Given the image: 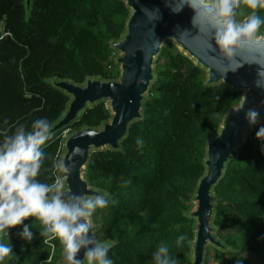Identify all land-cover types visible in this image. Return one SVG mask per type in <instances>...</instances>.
<instances>
[{
  "label": "trees",
  "instance_id": "trees-1",
  "mask_svg": "<svg viewBox=\"0 0 264 264\" xmlns=\"http://www.w3.org/2000/svg\"><path fill=\"white\" fill-rule=\"evenodd\" d=\"M250 11L241 5L236 18ZM129 13L124 0H30L28 8L25 0H0V133L10 135L17 124L28 129L40 117L52 125L62 116L70 97L53 87L52 79L75 84L116 79L119 68L110 41L125 33ZM256 14L264 17V9ZM259 31L264 33V25ZM153 73L141 118L129 123L117 149L93 150L83 172L92 188L115 200L90 217L97 240L113 245L108 252L113 264H154L152 252L160 243L169 246L176 264L191 261L195 220L188 212L205 172L206 140L242 96L222 83L205 84V70L167 43L155 56ZM110 117L105 100H99L53 134L42 146L46 156L37 179L51 183L57 177L52 165L62 153L63 129L99 128ZM258 125L235 147L211 188V225L228 247L212 248L215 264H234L226 254L239 256L243 264L249 263L245 253L264 259V154L254 137ZM24 222L31 223L34 239H19L20 225L15 226L7 242L16 260L5 257L2 264L60 263L59 241L39 236L42 225L35 218ZM181 233L186 239L177 246ZM0 236L5 242L7 236Z\"/></svg>",
  "mask_w": 264,
  "mask_h": 264
},
{
  "label": "water",
  "instance_id": "water-1",
  "mask_svg": "<svg viewBox=\"0 0 264 264\" xmlns=\"http://www.w3.org/2000/svg\"><path fill=\"white\" fill-rule=\"evenodd\" d=\"M130 13L125 25V33L119 40L110 41V46L121 53L117 58L119 75L116 79L100 80L87 78L84 84H75L66 79H52L50 83L70 96L67 108L62 116L51 126L54 134L68 125L76 115L89 104L105 98L109 101L111 112L109 120L99 128L84 127L67 136L63 143V158L70 168L67 175L60 173L68 192L75 195H88L96 192L83 176L90 150L105 147L117 149L119 140L124 137L127 127L133 120L141 118V105L154 77L152 64L163 42L172 40L186 56L205 70V84L222 83L232 89L242 91L245 97L243 109L233 111L231 106L224 114L218 131L206 140L205 172L197 182L193 199L195 207L188 215L195 220V234L191 241L192 259L188 264H202L204 248L210 243L218 248L224 246L213 234L211 225L213 203L211 188L223 174L225 164L235 156V147L245 138L246 133L255 125H249L244 118V109L255 108L259 113L258 123H264V90L254 86L256 65L244 64L235 72L228 68L235 61H226L206 33L192 27V10L185 6L179 13L170 11V0H124ZM30 0H25L28 8ZM145 9H158V18L154 12ZM251 58L252 52L240 54ZM241 99V98H240ZM78 147L79 153L73 154ZM96 229L93 226V230ZM83 250L77 258H82ZM58 264H65L64 261Z\"/></svg>",
  "mask_w": 264,
  "mask_h": 264
},
{
  "label": "clouds",
  "instance_id": "clouds-1",
  "mask_svg": "<svg viewBox=\"0 0 264 264\" xmlns=\"http://www.w3.org/2000/svg\"><path fill=\"white\" fill-rule=\"evenodd\" d=\"M241 5L251 11L238 20L237 9ZM167 6L173 13H179L185 6L192 10V27L206 33L211 41L209 46L214 45L226 61H235L228 71L235 72L246 63L255 64L253 84L264 90V33L259 31L264 25V17L256 14L257 9H264V0H170ZM145 11L154 12L158 18V9ZM245 51L253 53L250 59L240 55ZM244 100L241 96L232 110L241 111ZM259 116L255 108L244 109V118L249 125H257ZM51 127L46 118L40 117L34 119L28 129L24 124H17L10 135L0 133V233L9 237V229L20 225L17 237L31 243L34 239L31 223L24 221L33 217L42 225L39 236L59 241L65 264H113L108 257L112 243L98 241L92 235L90 220L97 209L115 203L110 194L97 190L88 195H75L68 192L62 178L51 183L37 179L46 156L42 146L53 138ZM254 137L264 154V124L258 125ZM136 143L142 146L143 141L137 138ZM79 151L76 147L73 154ZM52 167L64 175L70 172L63 158L54 161ZM185 239L181 233L175 244L180 246ZM81 250L82 258H77ZM5 257L16 260L10 242H0V264ZM151 258L154 264H176L165 243L154 249Z\"/></svg>",
  "mask_w": 264,
  "mask_h": 264
},
{
  "label": "rangeland",
  "instance_id": "rangeland-1",
  "mask_svg": "<svg viewBox=\"0 0 264 264\" xmlns=\"http://www.w3.org/2000/svg\"><path fill=\"white\" fill-rule=\"evenodd\" d=\"M165 43H167V48H171V49H175V48H178V49H180L172 40H169V39H167V40H165L164 42H163V44H165ZM168 43H170L171 45H169ZM162 44V45H163ZM121 55V53L119 52V51H117V50H114V54H113V62H114V64L117 66V68H119V64L117 63V58L119 57ZM154 59H155V57H154ZM153 59V60H154ZM152 67H153V64H152ZM119 75V74H118ZM242 92V91H241ZM69 96V95H68ZM70 97V96H69ZM69 100H70V98H69ZM105 100V103H106V105L109 107V101H108V99H104ZM90 105V104H89ZM223 118L224 117H220L219 119H221V123L223 122ZM220 123V124H221ZM258 124H264V123H258ZM257 124V125H258ZM61 130V129H60ZM59 131V130H58ZM57 132V131H56ZM55 132V133H56ZM72 132V130H71V128H65V129H63L62 131H61V137L63 138V143H64V141H65V139L67 138V136L70 134ZM54 133V134H55ZM63 147V146H62ZM94 149H91L90 150V153L93 151ZM64 151H63V149H62V153H63ZM62 153H61V156H62ZM84 176V175H83ZM85 178V177H84ZM195 205H196V202H195V200L192 198V206H191V208H190V210L192 209V207L194 208L195 207ZM94 231H95V229L93 230V232H92V235L97 239V235H95V233H94ZM213 232V234L215 235V230H213L212 231ZM9 237L7 236L6 237V239H5V242H7V239H8ZM0 240H2V238H1V236H0ZM213 247H216V246H214V245H212V244H210V243H207L206 245H205V248H204V256H203V258H205L206 260H207V264H215V263H217V261H215V259H214V257H213V252H212V248ZM244 259L246 260V261H248L250 264H264V259L263 258H256V257H254L252 254H250V253H245L244 255ZM62 257V256H61ZM60 257V258H61ZM225 258H227V259H231L232 261H233V263L234 264H237V262L239 261L240 262V264H243L242 263V261L239 259V256H237V255H235V254H226L225 255ZM261 260V261H260ZM60 262H62L63 261V259L61 260H59ZM248 263V264H249ZM202 264H203V262H202Z\"/></svg>",
  "mask_w": 264,
  "mask_h": 264
},
{
  "label": "built area",
  "instance_id": "built-area-1",
  "mask_svg": "<svg viewBox=\"0 0 264 264\" xmlns=\"http://www.w3.org/2000/svg\"><path fill=\"white\" fill-rule=\"evenodd\" d=\"M60 157H61V156H60ZM56 172H57V171H56ZM57 178H62L59 172H57V177L55 178V180H56ZM14 227H15V226H14ZM14 227H12L11 229H13ZM11 229H9V231H10Z\"/></svg>",
  "mask_w": 264,
  "mask_h": 264
}]
</instances>
